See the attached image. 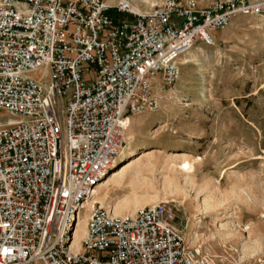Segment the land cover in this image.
I'll return each mask as SVG.
<instances>
[{
	"label": "built area",
	"instance_id": "1",
	"mask_svg": "<svg viewBox=\"0 0 264 264\" xmlns=\"http://www.w3.org/2000/svg\"><path fill=\"white\" fill-rule=\"evenodd\" d=\"M242 15L264 0H0V264H213L169 202L95 203L75 229L127 145L123 120L157 110L154 81L175 84L194 45Z\"/></svg>",
	"mask_w": 264,
	"mask_h": 264
},
{
	"label": "rangeland",
	"instance_id": "2",
	"mask_svg": "<svg viewBox=\"0 0 264 264\" xmlns=\"http://www.w3.org/2000/svg\"><path fill=\"white\" fill-rule=\"evenodd\" d=\"M134 1L138 10L148 11L162 0ZM211 35L214 44L200 41L184 56L175 84L154 81L158 109L130 116L127 142L128 136L133 139L124 152L133 149L134 155L124 173L111 176L117 184L109 179L101 187L99 199L117 203L120 216L156 202L172 203L175 224L202 257L213 264H264V71L258 67L264 16H237ZM91 75L88 67L85 77ZM8 117L2 111L0 122ZM184 161L193 162L192 174L172 166ZM143 181L146 189L134 196L131 185ZM89 210L83 212L78 239Z\"/></svg>",
	"mask_w": 264,
	"mask_h": 264
},
{
	"label": "bare ground",
	"instance_id": "3",
	"mask_svg": "<svg viewBox=\"0 0 264 264\" xmlns=\"http://www.w3.org/2000/svg\"><path fill=\"white\" fill-rule=\"evenodd\" d=\"M136 10H138L137 8H136ZM191 50H193V49H191ZM191 50L188 52V53H190L191 52ZM187 53V54H188ZM186 56V55H185ZM185 57H183L182 59H184ZM187 62H190V61H186L185 62V64L187 63ZM183 65V64H182ZM158 80V79H157ZM159 87V84H157L155 87H154V89H156V88H158ZM124 125H125V127H126V119H124L123 120V122H122ZM127 138V137H126ZM132 139H133V135H130V136H128V144H131L132 143ZM127 148V145H126V147H125V149ZM125 149H123V151H122V153H121V156H120V159H119V161L115 164V166L113 167V169L108 173V175H107V177L103 180V182H101V184L98 186V188L96 189V191H95V194H94V196L93 197H91L89 200H87L85 203H84V205H83V211H82V213H81V215L79 216V220H78V222H77V226H76V229H75V240H76V242H78V240H80V239H78V237H77V235H76V232H77V230H78V226H79V223H81L82 222V218H83V215H84V213L83 212H85L88 208H90V210H91V208L94 206V204L95 203H98V204H101L103 207H106V208H108L109 209V211L113 214V215H118V216H120V214H121V211L119 210V208L117 207V203H116V205H112V204H110V203H108V202H106V201H101V199H99V191H100V189H101V187L104 185V184H106L107 183V181L111 178V176H116V175H118V174H121V173H124V171L128 168V166H129V164H127V162L129 161V158H131V157H133V155H134V150L133 149H129V151L128 152H124V150ZM173 167H174V169L178 172V173H181V174H183V175H189V174H192L193 173V171H194V164H193V162H191V161H184L183 163H181L179 166H177L176 164H174V165H172ZM139 174H142V173H139ZM138 174V175H139ZM141 177V176H140ZM140 177L138 178V176H136L135 177V180H140ZM142 178V177H141ZM143 180V179H142ZM137 183V182H136ZM125 186H128L127 184L125 185ZM132 187V191H133V194H134V196H136V197H138V196H140V193H142L143 191H141V190H143V189H146V187H147V183H146V181H143V183H138V184H135V185H131ZM128 188H130V187H128ZM143 194V193H142ZM141 194V195H142ZM143 196V195H142ZM124 201H126V202H129V200L128 199H124ZM157 203V202H156ZM89 210V211H90ZM89 211H88V214H87V217H86V223H87V219H88V215H89ZM199 214V213H198ZM85 232H86V228H85ZM85 234V233H84Z\"/></svg>",
	"mask_w": 264,
	"mask_h": 264
},
{
	"label": "crops",
	"instance_id": "4",
	"mask_svg": "<svg viewBox=\"0 0 264 264\" xmlns=\"http://www.w3.org/2000/svg\"><path fill=\"white\" fill-rule=\"evenodd\" d=\"M202 6H204V5H202ZM264 16V15H263ZM218 31H221V30H218ZM132 122V120H131V117H128V118H126V127H127V125H129L130 123ZM128 134H133L132 132H129ZM112 179H115V184H117V178H112ZM112 179H110L109 181H111ZM134 214V213H133Z\"/></svg>",
	"mask_w": 264,
	"mask_h": 264
}]
</instances>
